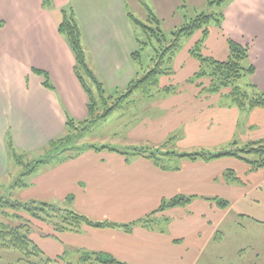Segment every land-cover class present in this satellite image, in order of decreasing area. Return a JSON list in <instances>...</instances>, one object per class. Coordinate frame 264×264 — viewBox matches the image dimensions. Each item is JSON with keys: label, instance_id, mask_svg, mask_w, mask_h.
I'll list each match as a JSON object with an SVG mask.
<instances>
[{"label": "crops", "instance_id": "obj_1", "mask_svg": "<svg viewBox=\"0 0 264 264\" xmlns=\"http://www.w3.org/2000/svg\"><path fill=\"white\" fill-rule=\"evenodd\" d=\"M141 1L162 23L171 20L178 26L183 1L201 7L205 0H51V9L42 0H0V180L9 170L7 137L18 152L33 155L65 131L67 114L75 120L87 117V96L53 9L73 6L100 78L107 89L119 90L135 73L130 52L137 42L127 10L132 3L135 12ZM220 11L221 21L209 24L201 53L222 61L228 57V39L246 46L254 66L249 80L264 92V0H226ZM200 36L198 31L183 40L173 73L161 76V84L167 79L181 85L198 71L190 50ZM33 69L48 74L52 89ZM208 83L203 80L204 86ZM179 88H155L159 97L145 103L127 134L154 145L170 141L167 147L177 152L217 151L264 140V108L241 110L194 83ZM227 170L237 180L226 178ZM27 178L28 186L18 189L21 200L49 201L119 225L83 224L78 231H58L43 223L46 227L41 234L34 232L33 242L49 259L46 264H87L81 262L86 252L126 264H219L247 249L252 263L264 261V168L237 158H173L161 168L142 156L126 160L116 151L85 149L73 158L41 164ZM177 196L190 201L158 210L163 200ZM148 215V224L123 227ZM246 226L260 228L259 234L244 240L238 230Z\"/></svg>", "mask_w": 264, "mask_h": 264}, {"label": "trees", "instance_id": "obj_2", "mask_svg": "<svg viewBox=\"0 0 264 264\" xmlns=\"http://www.w3.org/2000/svg\"><path fill=\"white\" fill-rule=\"evenodd\" d=\"M225 2L226 0H206V4L209 7H221ZM148 10L150 11V17L153 19L151 23L154 26L141 23L137 20H135V22L141 27V29H144V32L150 35L151 40L154 39L159 46L154 47V45H151L152 43L149 42V40L142 41L141 38L135 36L139 48L135 50L132 55L134 61H139L137 59L140 57V53L142 52L141 50L144 48L146 49L147 47H153L154 56L152 55L153 57L150 58L147 70L143 72L142 69L138 70L136 78L129 82L124 91H120V93L117 91L116 99H113L112 104L108 106L107 101L103 96L104 90L102 83L88 68L86 63L85 53L80 42V31L78 26L74 23L75 20L73 17L68 18L67 15H65L64 19L58 24V31L65 37L67 44L75 57L74 73L87 94L88 102L87 117L82 120H75L68 115L65 125V133L58 138L49 141L47 145L50 146V148L55 147L57 145L56 143L59 141H65L64 144L69 142L72 137V135L70 136V129H76L78 127L75 125L76 123H85L88 119H90L91 123H95L97 119H105L111 113L119 111L122 107V103L129 101V98L137 92H140L143 95L151 92V89L158 86L161 76H170L173 73L170 64L172 63L176 53L181 49L183 40L190 38L198 31H200L201 36L194 44L193 48H191L190 52L191 55L198 60L199 69L195 74H193V76L189 77L186 82L201 86L202 92L208 94H220L222 98H226L230 104L235 105L241 110H249L255 107L264 108V92L259 91L249 80L250 76L254 73V66L248 61V48L246 46H242L235 41L228 39V57L222 61L205 56L201 53L204 39L208 34L209 24L213 21H215L216 24L220 22L222 18V11L217 13L200 12L195 17L186 21L184 20L180 25L173 28L169 35H167L162 30L161 20L149 8ZM78 69L85 71L87 77L97 87L99 93L98 95L101 98L104 110L100 112L96 118L93 116L96 107L98 106L96 99L97 96L94 94L93 89L85 83ZM33 71L43 77V85L45 87L52 89V84L50 83L46 72L38 69H33ZM246 78H248L249 81H244L243 83V80ZM204 79H209V83L206 86L203 84ZM165 88L166 92H170L173 87L169 86ZM86 130L87 129L83 131L85 132ZM74 142L75 139L72 142L73 144L57 153V155L61 154L60 157L57 156V159L52 157V159L61 162L65 159L73 158L85 149H108L122 154L126 160L134 156L145 157L161 168H164L165 163H168L173 158L188 160L201 159L204 161H210L226 156H231L245 161L252 167L264 168V140L249 142L242 147H238L236 146V143H233L230 148L222 150L209 151L199 149L191 152H177L168 149L167 145L170 141L161 144L158 148H138L130 146L126 149H119L115 146L107 145L97 147L94 144L87 146H83L81 144V146L78 145V147L73 148ZM5 144L8 155L17 159L19 154L10 137H7ZM70 150L74 152L67 155L65 152H69ZM46 162H50V160L36 161L35 164L39 165ZM37 166H33L32 169L28 170L24 174L31 175ZM225 177L233 181L237 180L235 174L231 170L226 171ZM27 186L28 183L21 179L20 181L15 182L13 189L25 188ZM68 199L70 200L71 197ZM214 200L219 206L227 205V202L224 200ZM189 201L190 198L183 196H177L168 201L163 200L158 210H162L166 207L184 206ZM23 214H26L33 219L46 222L53 226L56 230L60 231H78L80 226L83 224L92 227L119 226L115 223L107 221L91 220L84 214L60 207L51 202L34 199L28 201L12 199L10 198V194L6 192L5 194L0 195V250L16 252L19 255L16 260H10L6 264H33L29 258H37L40 261L39 264H46L49 260L43 257L39 247L29 237L32 229H30L29 220H27ZM52 218L59 219L60 223L51 220ZM151 221L152 220L148 215L145 218L139 219L128 225H124L123 227L130 229V227L136 224L145 225ZM8 257H12V255H8ZM81 262L87 264H93L95 262L101 264H126L116 260L108 254L98 253L96 255H92L87 252L83 253L81 256Z\"/></svg>", "mask_w": 264, "mask_h": 264}, {"label": "rangeland", "instance_id": "obj_3", "mask_svg": "<svg viewBox=\"0 0 264 264\" xmlns=\"http://www.w3.org/2000/svg\"><path fill=\"white\" fill-rule=\"evenodd\" d=\"M42 5L46 9H51L53 7L51 0H42ZM133 5L134 4L130 3V5H129L130 10H127V17L129 19V22L131 23V26L133 27L132 33H133L134 39H136L135 36H138V38H141L142 41L149 40V42L152 43L151 45H154V47H158L159 44L156 43L154 39L151 40L150 35L146 34L144 32V29H141V27L139 25H137L135 22V20H137V21H140L141 23H145L147 25H153L151 23L153 19H152V17H150V11L148 10V7L145 6L146 4L144 1H141L140 3H138L139 6L138 5L135 6V12H134L133 11L134 10ZM182 7H183V9H181V12L183 13V21L184 20L186 21V20H189V19L195 17L200 12H207V13H211V12L214 13L215 12V13H217L220 11V7H214V6L209 7V6H207L206 0L204 1V5H202L201 7H190L187 5V3H185L183 1ZM63 11H65V12H63ZM151 11H153V10H151ZM153 13L156 14L154 11H153ZM65 15H67L68 18L73 17V19L75 20L74 23L78 26L79 31H80V42H81V46H82L84 53H85V60H86V63L88 65V68L93 72V74L102 83L103 90H104L103 96L107 101V106L111 105L113 99H116V97H117L116 92L118 91L120 93V91H124L126 89L127 85L129 84V82L132 81L134 78H136L138 70L142 69V72L147 70L148 62H149L150 58L154 56L153 47L151 46V47H147L146 49L145 48L142 49L141 50L142 52L140 53V57L137 59L139 61H137V62L134 61V59L132 58L134 50H133V52H130V59L133 62V64L135 65V73L133 75V78H131V80L127 83V85L124 89L119 88V90H109L106 88L104 82L102 81V79L99 76V73L97 72L95 63L92 59V56L90 55L88 43L84 39V31L80 25V21L77 17V14L75 13V10H74L72 5L62 7L60 10L53 9V16H54L55 20L57 21V31H58V24L64 19ZM132 17L134 20L132 19ZM157 17L161 20V18L159 16H157ZM160 22H161L162 30L167 35H169V33L172 31L173 28L177 27V26L173 25V22L171 20H168L164 23H162V20H161ZM58 33L61 35V37L67 43L65 37L59 31H58ZM138 48L139 47L137 45L135 50H137ZM72 54H73V52H72ZM73 57H74V55H73ZM173 60H174V58H173ZM173 60H172V63L170 64V67L172 70L174 67L173 66ZM74 67H75V57H74L73 69H74ZM78 71H79L80 75L82 76L83 80L85 81V83H87V85H89L91 87V89H93L94 94L97 96L96 99H97L98 106L96 107V110H95L94 116H93L94 118H96L97 115L104 110V108L102 106L101 98L98 95L99 93H98L97 87L87 77L85 71L80 70V69H78ZM166 76H168V75H166ZM176 78H177V76L174 79H176ZM163 81H164L162 83L163 86L160 83V81L158 82V86H157L158 88L159 87H167V86H172V87L175 86V87L182 88V87H184L185 83H188V82H185V83H182L181 85L180 84L177 85V84L170 83V82L168 83L167 79H164ZM244 81H245V79L243 80V83H244ZM150 91L151 92H149L146 95H143L140 92H137L136 94L132 95L129 98V101H125L124 103H122V107L119 111L111 113L105 119H99V120L97 119V121L95 123H91L90 119H88V121L85 123H81V124L76 123L75 125H77L78 127L76 129H72V128L70 129V131H71L70 136L72 135L73 139L71 137L70 141L67 142L66 144H64L65 141H63V142L59 141L56 143L57 145L55 147L50 148V146L47 145L45 148L40 150L41 153H36L33 155H30L29 153H25V152H18L19 155H18L17 159L8 155L9 170L7 172V175L4 176L0 180V195H3L7 192L10 194V198L16 199V200H21L22 199L20 197L21 194H20V192H18V189H21V188H14L13 189V185L15 184V182L20 181L21 179H23L25 182H29V181H27L28 180L27 177H29V175H25L24 173H26L28 170L32 169L33 166H37L38 164L37 165L35 164L36 161H41V160H47L48 161V160L57 159L56 158L57 156L58 157L61 156V154L57 155V153L59 151H61L62 149H66V147H68L69 145L73 144L72 142L74 141V139H75V142H74L73 148L78 147V145L81 146V144L83 146L94 144L97 147L102 146V145L115 146L119 149H126L130 146H134V147H138V148H146V147L147 148H158V146H160L158 144L154 145V144H150L147 142H141L140 139H138L137 137L134 138L133 136L131 137L129 135V133L127 134L129 127L132 125L133 119H136L137 117H142L141 115H137V114H142L143 109H144L143 107L146 105L145 103H151L153 99H157L159 97L158 93L155 92L156 91L155 88L151 89ZM86 96H87V94H86ZM87 102H88V97H87ZM135 115H137L136 118H135ZM67 116H68V114H67ZM67 116H66V120H67ZM65 125H66V121H65ZM84 127H89V128H84ZM85 129H87V130L84 132L83 130H85ZM65 131H66V128H65ZM65 131L62 134H64ZM58 137H56V138H58ZM132 138H134V139H132ZM5 147H6V144H5ZM176 150H178V149L176 148ZM6 151H7V148H6ZM178 151H180V150H178ZM73 152L74 151L70 150L69 152L66 151L65 153L67 155H69ZM7 154H8V152H7ZM52 157H54L55 159H52ZM17 160H18V162H17ZM40 165L41 164H39L34 171H36ZM31 174H33V173H31ZM263 189H264V185H263ZM28 200H31V199L22 200V201H28ZM41 201H44V200H41ZM47 202H49V201H47ZM23 215L27 218V220H29L30 229H32L29 237L33 241L34 232H39L38 234H41V232H42L41 227H42V225H44L43 223H46V222L33 219L26 214H23ZM51 220H54L55 222L57 221L60 223L59 219H55V218L53 219L52 218ZM44 227H46V226L44 225L43 229H44ZM51 227H53V226H51ZM259 231H260V228L254 229V228H251L249 226L244 227L243 230H238L239 236L241 235L244 240H246L247 235L249 237L253 236V235L255 236V235L259 234ZM242 238L239 239V237L237 236L238 241H241ZM251 240L255 241L253 238ZM8 255H12V257H8ZM18 256L19 255L16 252H8V250H6V251L0 250V264H6L10 260H16V258ZM228 258H230V257L229 256L226 257V262H223V260H224V258H223V260L219 264H264V261L262 262L260 260L259 261L256 260V262H254V263H252L250 261V259L253 260V258H254L250 249L243 250L239 254L231 255V261L230 262L227 261ZM29 259L33 264H39L40 263V261L37 258H29Z\"/></svg>", "mask_w": 264, "mask_h": 264}]
</instances>
